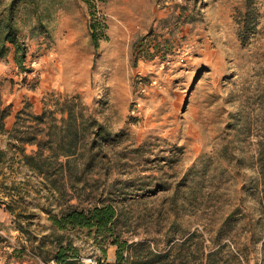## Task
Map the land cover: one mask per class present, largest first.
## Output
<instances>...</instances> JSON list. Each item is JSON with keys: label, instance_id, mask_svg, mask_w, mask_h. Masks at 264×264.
Returning <instances> with one entry per match:
<instances>
[{"label": "rangeland", "instance_id": "374dc122", "mask_svg": "<svg viewBox=\"0 0 264 264\" xmlns=\"http://www.w3.org/2000/svg\"><path fill=\"white\" fill-rule=\"evenodd\" d=\"M25 1L16 9L23 67L13 47L0 57L6 127L22 107L40 111L49 92L79 94L120 132L111 166L88 187L111 194L119 212L112 235L57 227L52 216L91 206L88 197L61 195L15 162L8 186L0 184V264H60L59 252H76L83 264L113 261L115 236L156 248L185 241L193 260L226 243L242 264H257L264 0H35L36 11ZM38 16L44 31L32 34ZM7 136L0 134L2 147Z\"/></svg>", "mask_w": 264, "mask_h": 264}, {"label": "trees", "instance_id": "16d2710c", "mask_svg": "<svg viewBox=\"0 0 264 264\" xmlns=\"http://www.w3.org/2000/svg\"><path fill=\"white\" fill-rule=\"evenodd\" d=\"M18 3L19 0H0V57L5 56L13 47V57L23 67L26 46L21 39L20 25L16 18ZM29 3H32L31 10L36 11L35 0L25 1V5ZM250 17L251 12L247 10L243 26L251 21ZM41 21L38 16L35 24L31 25L32 34L44 31L41 29ZM96 24L91 20L88 22L95 49L99 45ZM146 37L140 36L141 40ZM137 44V40H134V50ZM10 113L11 104L5 103L0 96V134H8L6 146L0 145V174H4L0 184L7 187L4 184L5 178L16 171L18 165H24L28 172L41 176L47 186L56 189L61 195L70 189L77 197L82 194L88 197L91 206H69L63 213L52 216L54 225L94 226L97 231L112 235L119 212L118 204L111 194L100 198V193L95 196L93 188L88 190V187L95 183L94 175L97 171L100 173L111 166L109 155L117 147L120 132L100 122L77 93L49 92L43 98L40 111L26 110V107L17 110L13 125L8 129L5 119ZM26 144L32 148L27 150ZM257 160L260 199L264 209V136L258 142ZM15 162L18 165L14 166ZM113 242L117 243L113 261L97 260L90 264H242L226 243L207 252L202 250L193 260L183 248L185 241H168L165 248L151 247L142 240L128 242L118 236H115ZM57 261L60 264H83L76 252L70 255L59 252ZM257 264H264V234Z\"/></svg>", "mask_w": 264, "mask_h": 264}]
</instances>
